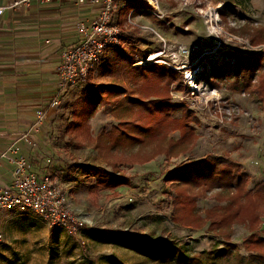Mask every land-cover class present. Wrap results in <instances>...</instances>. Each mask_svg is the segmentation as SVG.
<instances>
[{"label": "rangeland", "instance_id": "rangeland-1", "mask_svg": "<svg viewBox=\"0 0 264 264\" xmlns=\"http://www.w3.org/2000/svg\"><path fill=\"white\" fill-rule=\"evenodd\" d=\"M159 1L163 17L134 10L121 26L118 14L126 4L117 3L113 18L120 28V44L107 51L91 72L92 79L88 76L65 95L43 146L37 141L50 174L65 190L84 228L70 233L51 228L34 212L6 213L0 264H169L138 252L134 248L138 234L175 241L188 256L199 257L224 246L223 233L214 230L207 213L227 205V197L220 189L205 192L167 183L172 178L167 176L208 155H229L249 176V189L264 181L261 102L246 92L211 88L199 75L203 66L209 70L211 61H227L223 52L231 48L264 54L247 49V44H264L251 41L253 36H264V0ZM224 2L233 7L226 20L220 14L227 10ZM212 8L219 11L217 31L208 23ZM123 32L136 43L123 42ZM166 69L182 74V90L176 83L167 87L162 83L160 72ZM165 88L171 103L189 105L193 132L185 126L181 111L164 116L148 103L163 100ZM134 124L140 126L141 139L132 137ZM118 126L127 130L128 139L119 133L118 139L106 136ZM112 177L123 186L107 188L104 182ZM176 193L184 195L178 204ZM188 194L196 196V202L187 200ZM255 228L264 229V218ZM233 229L230 242L242 260L232 256L218 264L247 261L242 242L250 229L243 222Z\"/></svg>", "mask_w": 264, "mask_h": 264}, {"label": "trees", "instance_id": "trees-1", "mask_svg": "<svg viewBox=\"0 0 264 264\" xmlns=\"http://www.w3.org/2000/svg\"><path fill=\"white\" fill-rule=\"evenodd\" d=\"M120 1L126 3V0ZM224 6L227 10L221 11L220 14L223 20H226L229 15L228 10L233 7L227 2H224ZM149 7L148 2L144 0H127L126 6H123L119 11L117 23L120 26L123 25L127 16L134 10L139 11H134V14L144 13L151 16L145 11ZM121 39L123 42L136 43V38L128 32H123ZM251 39L253 44L264 43V36L261 35L258 37L253 36ZM223 56L227 61L213 60L209 70L203 66L204 72L199 75L204 78L211 88L224 86L232 91L246 92L256 96L264 110V54L248 55L239 49L231 48V50L224 51ZM160 73L162 75L159 78L162 83L166 84V87L176 83L178 84V89L182 90L181 87L184 81L182 74L172 69H166ZM89 79H92V73L89 75ZM162 92L164 93L163 100L154 102L149 100L148 103L153 104L152 106H155L156 110L164 114V116H171L173 113L181 111L185 126L190 128L189 126L193 120V116L190 115L193 112L190 110L189 105L186 102L173 104L170 98L167 97L168 91L166 88ZM134 101L138 102L139 100ZM134 125L136 126V124ZM136 127L137 130L131 132L132 137L141 139V133L138 131L140 126L137 124ZM190 131L193 132L191 128ZM118 133L121 134L123 139H128L127 130L121 129L119 126L114 127L106 136L118 139ZM194 136L190 135L192 138ZM185 138L186 136L182 138V141ZM114 144L116 145L118 142L115 141ZM170 177L172 178L166 181L167 183L174 184L177 182V184L186 185L193 190L204 188L205 192L220 189L221 193L226 195L227 205L207 213V219L211 222L210 225L214 227V230L223 233L220 236V240L224 246L209 253L204 252L199 257H190L186 248L175 241L164 239L150 240L146 236L138 234L134 242V248L138 252L143 253L154 261L169 264H218L220 261L229 260L232 256L242 260L236 246L230 241L234 233L233 226L235 223L243 222L250 229V235L242 242L248 252V258L244 264L254 262L264 264V229L260 231L255 228L261 219L264 218V181L257 184L253 189H249V176L243 172L242 165L234 161L229 155L219 157L208 155L197 163L188 164L175 170L167 176V178ZM104 184L107 188L123 186V183L119 182L115 177L104 182ZM189 195H186L187 200L193 199L196 202V196L192 197ZM183 196L182 193H176L174 202L178 204L180 200H183Z\"/></svg>", "mask_w": 264, "mask_h": 264}, {"label": "crops", "instance_id": "crops-1", "mask_svg": "<svg viewBox=\"0 0 264 264\" xmlns=\"http://www.w3.org/2000/svg\"><path fill=\"white\" fill-rule=\"evenodd\" d=\"M12 1L0 0V5ZM99 11V6L56 0L7 10L0 18V188L10 187L14 180V165L1 156L15 144L39 176L50 173L44 154L22 135L35 124L37 111L43 110L45 121L33 133L43 146L60 107L53 103L58 98L62 103L72 88H62L59 81L62 52L81 41L79 24H89Z\"/></svg>", "mask_w": 264, "mask_h": 264}, {"label": "built area", "instance_id": "built-area-1", "mask_svg": "<svg viewBox=\"0 0 264 264\" xmlns=\"http://www.w3.org/2000/svg\"><path fill=\"white\" fill-rule=\"evenodd\" d=\"M56 0H13L8 6L0 5V18L7 10L27 7L33 3L47 5ZM66 1V0H59ZM77 5L91 4L99 6L98 16L89 24L80 23L79 32L82 39L73 47L63 50L61 64L58 69L62 88H71L87 80L89 74L98 67L108 50L120 44V28L114 23V12L119 0H74ZM149 4L145 11L163 17L159 0H144ZM127 3V0H126ZM125 3V4H126ZM218 8L209 9L208 23L218 30L220 16ZM162 15V16H161ZM220 29V28H219ZM234 38V36H232ZM249 51L264 52V44L253 47L247 44ZM184 50L180 48L182 55ZM152 57V56H151ZM151 59V58H150ZM54 106L60 105V99L54 101ZM36 122L31 129L22 135V139L32 147H37L33 133L45 121V113L38 110ZM13 155H17L14 156ZM14 165V180L10 187L0 188V241L2 218L6 213L18 211L34 212L44 217L51 228H64L70 233H77L84 228V222L74 216L73 209L65 190L50 173L39 176L32 168L28 158L20 154V147L10 146L1 156ZM50 162V160H48Z\"/></svg>", "mask_w": 264, "mask_h": 264}]
</instances>
